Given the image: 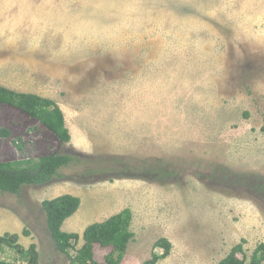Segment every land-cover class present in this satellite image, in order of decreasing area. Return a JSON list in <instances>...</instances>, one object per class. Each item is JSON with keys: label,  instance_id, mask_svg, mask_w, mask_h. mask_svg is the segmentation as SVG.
I'll return each instance as SVG.
<instances>
[{"label": "rangeland", "instance_id": "374dc122", "mask_svg": "<svg viewBox=\"0 0 264 264\" xmlns=\"http://www.w3.org/2000/svg\"><path fill=\"white\" fill-rule=\"evenodd\" d=\"M0 86L52 100L70 134L0 104V164L72 158L0 193V236L23 250L0 261L29 264L34 245L38 264H73L82 239L60 253L41 207L66 194L80 206L61 230L80 237L131 211L119 264L160 255V238L156 264H217L240 243L249 264L264 245V0H0Z\"/></svg>", "mask_w": 264, "mask_h": 264}, {"label": "trees", "instance_id": "16d2710c", "mask_svg": "<svg viewBox=\"0 0 264 264\" xmlns=\"http://www.w3.org/2000/svg\"><path fill=\"white\" fill-rule=\"evenodd\" d=\"M0 104L16 108L30 118L38 120L61 145L70 141V134L65 126L64 116L61 109L52 100L41 98L34 94L17 93L13 90L0 86ZM72 158L69 155L52 154L44 157L31 169H15L8 164H0V193L17 194L23 186H36L48 182L58 175L59 169L70 164ZM80 199L73 195H62L41 203L46 218V226L57 250L68 255L74 245L82 239L83 244L76 250L71 263L97 264L93 261L94 246L111 248L112 255L105 259L106 264H119L125 253L128 243L134 235L130 231L131 211L124 209L120 213L111 216L101 223L89 225L83 231L81 237L75 233H65L61 230L63 223L77 212ZM15 234L5 233L0 236V253L2 248H12L23 252ZM154 248L162 250L160 255H153L152 259L145 264H156L165 259L171 251V243L160 238L154 243ZM30 255L29 264L37 263L35 246L31 245L27 250ZM113 254H117L114 258ZM243 247L240 244L234 246L228 255L217 264H245ZM241 256V257H240ZM264 245L259 244L254 250L249 264H263ZM0 264H13L0 261Z\"/></svg>", "mask_w": 264, "mask_h": 264}, {"label": "crops", "instance_id": "0c3cea01", "mask_svg": "<svg viewBox=\"0 0 264 264\" xmlns=\"http://www.w3.org/2000/svg\"><path fill=\"white\" fill-rule=\"evenodd\" d=\"M0 219L2 220L3 218H0ZM63 224H64V223H63ZM0 230H2V229L0 228ZM5 249H6L5 247L2 248V251H1V252H3Z\"/></svg>", "mask_w": 264, "mask_h": 264}]
</instances>
